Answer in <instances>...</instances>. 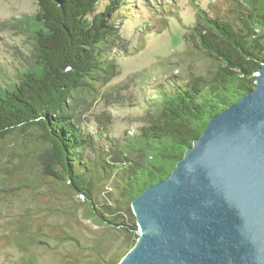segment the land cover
<instances>
[{
	"label": "trees",
	"instance_id": "16d2710c",
	"mask_svg": "<svg viewBox=\"0 0 264 264\" xmlns=\"http://www.w3.org/2000/svg\"><path fill=\"white\" fill-rule=\"evenodd\" d=\"M191 3L196 22L185 27L181 54L210 66L160 83L141 124L120 139L98 128L94 140L79 122L84 105L110 91L116 50L126 53L115 23L127 3L37 0L35 13L1 24L29 45L13 73H0L1 200L30 198L4 217L0 242L20 253L14 264H42L37 251L55 255L50 264H118L138 238L132 200L169 175L211 116L253 87L264 63V0H222L209 12ZM157 22L158 31L167 27L166 18ZM74 196L83 216L104 229L91 246L56 220L62 211L54 200ZM106 230L122 240L107 259Z\"/></svg>",
	"mask_w": 264,
	"mask_h": 264
},
{
	"label": "water",
	"instance_id": "95a60500",
	"mask_svg": "<svg viewBox=\"0 0 264 264\" xmlns=\"http://www.w3.org/2000/svg\"><path fill=\"white\" fill-rule=\"evenodd\" d=\"M130 208L138 238L118 264H264V63Z\"/></svg>",
	"mask_w": 264,
	"mask_h": 264
},
{
	"label": "rangeland",
	"instance_id": "374dc122",
	"mask_svg": "<svg viewBox=\"0 0 264 264\" xmlns=\"http://www.w3.org/2000/svg\"><path fill=\"white\" fill-rule=\"evenodd\" d=\"M121 1L127 3L124 8L126 12L124 17L116 21L115 26L119 34L117 43L126 53L116 50L115 75L105 84V88L110 91L105 97L81 109L79 124L87 128L94 140L98 137V128L106 130L113 139L123 138L125 133H133L141 124V115L145 112L150 94L155 93L160 83L185 76L186 71L196 73L210 66V63L200 60L196 54H181L185 50V27H192L196 22L191 0ZM193 1L208 12L210 4L222 3V0ZM171 6L175 8L174 12ZM37 10V0H0V26L11 24L21 15L32 14ZM165 11L179 18L170 13L164 17ZM161 18H166L167 27L158 31L154 25ZM28 46L22 34L0 27V73H13L14 67L28 53ZM26 196V192H21L1 200L0 195V235L4 229V217L28 205L30 198L26 199ZM81 201L77 196L54 200L53 203L62 211L56 220L67 223L73 236L82 244L91 246L104 229L97 226L93 219L83 216ZM120 237L118 230H106L100 247L103 258L107 259L115 248L113 241L120 244ZM36 253L40 263H56L55 255L43 251ZM19 255L15 248L3 247L0 242V264H14Z\"/></svg>",
	"mask_w": 264,
	"mask_h": 264
}]
</instances>
